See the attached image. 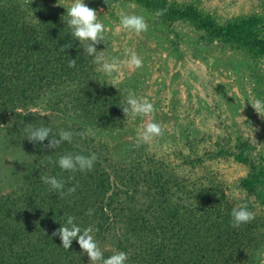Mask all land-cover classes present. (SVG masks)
<instances>
[{
    "label": "trees",
    "instance_id": "1",
    "mask_svg": "<svg viewBox=\"0 0 264 264\" xmlns=\"http://www.w3.org/2000/svg\"><path fill=\"white\" fill-rule=\"evenodd\" d=\"M96 1L104 8L132 2L168 26L191 27L200 33V40H220L253 62L264 59V38L256 32L260 20L254 15L220 23L193 5L169 0ZM158 10L164 14L157 16ZM67 19L0 0V129L6 130L10 141L24 145L25 153L23 174L14 172L12 191L0 196V264H88L77 241L66 250L59 237L52 236L66 225L68 216L75 217L81 229H92L105 258L126 252V264H257L264 249V213L257 208L264 205L262 152L253 153L254 147L244 140L238 141L234 153L219 148L199 156L193 151L192 157L183 159L195 166L226 154L245 164L248 173L236 187L245 197L239 200L215 176H205L189 188L151 157L133 158L126 150L120 163L116 151L108 159L94 149L89 153L91 137L77 134L91 129L99 136L124 127L127 118L122 107L132 85L104 82L94 57L84 53L71 35ZM65 45L71 47L62 51ZM71 59H77L75 68L68 66ZM256 85L264 90L261 82ZM259 95L264 101V91ZM48 111L61 120L60 127L40 117ZM39 127L52 130L50 139L61 130H72V142L64 141L53 150L43 147L48 140L33 144L27 138ZM91 153L98 157L92 171L70 173L57 163L66 154ZM107 160L116 163L106 167ZM44 175L65 181V191L78 185L76 192L60 198L42 182ZM250 198L257 206L247 202ZM236 201L248 204L255 213V219L239 229L231 226ZM107 246L114 249L106 250Z\"/></svg>",
    "mask_w": 264,
    "mask_h": 264
},
{
    "label": "rangeland",
    "instance_id": "2",
    "mask_svg": "<svg viewBox=\"0 0 264 264\" xmlns=\"http://www.w3.org/2000/svg\"><path fill=\"white\" fill-rule=\"evenodd\" d=\"M13 1L25 11L63 18H68L65 7L73 3V0ZM169 1L181 6L193 5L220 23L254 15L260 20L256 32L264 38V0ZM58 3L65 7L57 6ZM85 3L97 10L99 20L106 28L105 44L97 46L98 54L102 53L109 61L114 58L120 64L112 77L98 71L100 76L111 86L131 84L129 94L154 105L152 122L159 123L164 130L162 137L148 143H138V133L143 132L149 118L128 117L124 127L115 133L99 136L87 134L93 141V148L86 150L90 153L94 149L101 158L107 159L113 155L112 151H116L121 158L126 150L133 158L151 157L162 162L163 168L176 178L178 184L189 188L205 176H215L226 184L235 200L244 198V193L236 187L248 173L245 164L225 154L193 166L184 161V157H192L193 151L202 156L205 151L219 148L234 153L236 146H239L238 141L244 140L251 144V149L254 147L253 153L262 152L264 156V120L250 102L262 98L259 94L264 90L256 82L264 84V59L253 62L240 50L224 45L220 40H200V33L191 27L181 23L168 26L132 2H122L109 8L100 6L96 0H85ZM124 14L143 16L149 30L137 35L123 29L120 17ZM169 30L177 32L180 39ZM133 52L143 59L140 69L123 63ZM96 67L98 70L100 66ZM43 116H46L43 120L60 127L61 120L55 118L54 112L40 113V117ZM75 122L80 126L77 120ZM202 138L204 141H201ZM23 148L24 145L20 147L17 142L10 141L5 129H0V196L12 191L14 172L19 176L24 172ZM121 160L124 158L116 161L122 163ZM107 161L103 163L106 167L109 163H116ZM172 193L177 195L175 187L171 188ZM236 202V206L242 204L241 201ZM247 202L257 206L253 198ZM257 208L264 213V205ZM109 248L114 249L107 246L106 250ZM258 259L257 264H261L264 249Z\"/></svg>",
    "mask_w": 264,
    "mask_h": 264
},
{
    "label": "clouds",
    "instance_id": "3",
    "mask_svg": "<svg viewBox=\"0 0 264 264\" xmlns=\"http://www.w3.org/2000/svg\"><path fill=\"white\" fill-rule=\"evenodd\" d=\"M57 6L64 5L58 3ZM65 8L67 9L65 16L68 17L66 23L68 27L71 28V35L83 46L84 53L94 57L93 63L100 66L98 71H101L108 77H112L113 73L120 67V64H118L117 60L114 58L109 61L102 53L98 54L97 46L101 43L105 44L106 28L99 20L97 10L90 8L85 3V0H73V3ZM163 14L164 13L159 10L156 13L157 16ZM63 17L64 16H62L61 19H63ZM120 24L123 29L134 32L137 35L149 30L148 23L145 18L140 15L124 14L120 17ZM69 47L71 46L65 45L61 50L65 51V49ZM123 63H126L129 67L134 69L143 67V59L134 52L131 53L130 57ZM68 66L70 68H75L77 66V59H71ZM104 82H101V84ZM250 102L255 112L264 120V101L256 99L255 102ZM122 109L126 118H149V122H147L143 132L138 133V143H148L153 139L163 136L164 130L162 126L159 123L152 122V114L155 112V107L151 102L146 99H138L134 95L129 94L126 99V106H123ZM51 131L52 130L47 127L35 128L30 132L27 139L33 144H41V142L48 140V144L43 145V147L48 150L57 149L64 141L69 143L72 142V132L61 130L58 137L54 136L50 139ZM87 134L95 135L91 129L88 130V133H78L77 135L84 137ZM97 159L98 157L95 153H92L90 156L66 154L60 156L57 163L62 170L70 173H75L77 171L88 172L93 170ZM41 180L43 183L50 186V191L58 193L60 198H63L65 195L74 194L78 187V185L73 186L65 191V181L63 180H58L54 176L47 175L42 176ZM88 214L91 215L92 210H89ZM254 219L255 213L249 209L246 203L234 207L231 211V226L233 228L239 229L242 225L251 223ZM74 220L75 217L68 216L66 225L57 228L52 233L53 237H59L64 249H70L75 240L82 252L87 255L91 264H126L128 260L126 252L120 251L105 258L97 241L91 234L92 229L90 227L81 229L80 226L74 223ZM261 264H264V260L261 261Z\"/></svg>",
    "mask_w": 264,
    "mask_h": 264
}]
</instances>
